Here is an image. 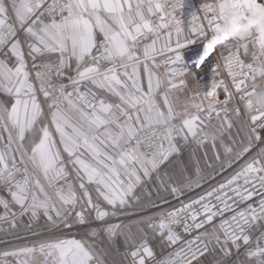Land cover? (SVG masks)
<instances>
[{"label":"snow or ice","instance_id":"snow-or-ice-1","mask_svg":"<svg viewBox=\"0 0 264 264\" xmlns=\"http://www.w3.org/2000/svg\"><path fill=\"white\" fill-rule=\"evenodd\" d=\"M184 7L0 0V264H264V0Z\"/></svg>","mask_w":264,"mask_h":264},{"label":"clouds","instance_id":"clouds-1","mask_svg":"<svg viewBox=\"0 0 264 264\" xmlns=\"http://www.w3.org/2000/svg\"><path fill=\"white\" fill-rule=\"evenodd\" d=\"M241 15L242 13L237 9L229 10L230 23L218 26L216 35L213 37V41L208 42L209 48L214 47L213 42H222L227 38L237 35L241 31H249L253 27L264 23V14L250 17L247 23H240ZM192 66L196 67V70L199 71L200 67H202V62L200 60H196L193 62ZM222 86V74L217 72L211 75L207 87L201 91L202 98L210 103L215 102L217 94Z\"/></svg>","mask_w":264,"mask_h":264},{"label":"built area","instance_id":"built-area-1","mask_svg":"<svg viewBox=\"0 0 264 264\" xmlns=\"http://www.w3.org/2000/svg\"><path fill=\"white\" fill-rule=\"evenodd\" d=\"M202 2H204V0H185V7L181 15V19L184 22L185 29H187L189 25L191 14L198 11L199 6ZM199 47L200 46L197 45L193 48L192 52L185 53V56L189 60V62H191V60L195 58L193 52H195V49ZM215 56L216 52H213L212 56L209 57V61H207L206 64L202 66L203 71H197L198 78H193L196 91H202L204 88H206L205 85H208L210 76L213 75V73L211 72V59Z\"/></svg>","mask_w":264,"mask_h":264},{"label":"crops","instance_id":"crops-1","mask_svg":"<svg viewBox=\"0 0 264 264\" xmlns=\"http://www.w3.org/2000/svg\"><path fill=\"white\" fill-rule=\"evenodd\" d=\"M187 80H188L189 89L192 90V91H196V88H195V85H194L193 77H192L191 75H189V76L187 77Z\"/></svg>","mask_w":264,"mask_h":264}]
</instances>
